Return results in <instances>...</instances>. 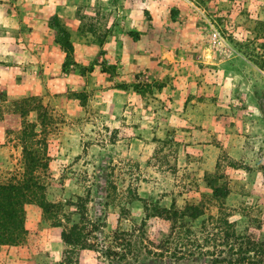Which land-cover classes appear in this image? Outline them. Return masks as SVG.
I'll list each match as a JSON object with an SVG mask.
<instances>
[{
  "label": "rangeland",
  "instance_id": "374dc122",
  "mask_svg": "<svg viewBox=\"0 0 264 264\" xmlns=\"http://www.w3.org/2000/svg\"><path fill=\"white\" fill-rule=\"evenodd\" d=\"M25 145L46 164L0 264H60L80 196L75 264H211L221 239L183 258L175 238L222 216L264 240V0H0V182L29 177ZM173 202L204 214L155 211Z\"/></svg>",
  "mask_w": 264,
  "mask_h": 264
},
{
  "label": "trees",
  "instance_id": "16d2710c",
  "mask_svg": "<svg viewBox=\"0 0 264 264\" xmlns=\"http://www.w3.org/2000/svg\"><path fill=\"white\" fill-rule=\"evenodd\" d=\"M29 99H33L30 96ZM37 109L40 117L44 116L41 113L40 109L44 111L45 106L39 103ZM31 108L27 110L30 111ZM42 123L45 124L44 120ZM32 124V123H31ZM35 125V124H32ZM24 154L26 155V174L29 177L21 181H10V182H0V252L3 247L9 246H19L24 240V236L28 231L25 225V212L26 204L31 203L30 200V191L34 190L35 186H38L37 181H33L34 173L39 168L45 165L46 163L42 160L43 158L38 154V150L31 149L27 145L23 148ZM210 185H212L210 183ZM214 193L219 197L226 196L228 192H219V187H213ZM80 202V215L81 221L74 222L71 226H66L62 230V238L64 242L68 245L64 257L62 258L60 264H75L76 259L74 253L76 249H87L92 245V239H90L92 228H87L84 224V220L87 222V208L86 203L83 200L84 197H79ZM82 201V202H81ZM50 202H43V206L46 210L50 209ZM76 204L77 202H72ZM149 208V207H148ZM147 208V209H148ZM155 211L160 215L170 217L176 222H183L185 226L187 223L186 217L191 220L198 219L204 211L200 210L199 207L195 204H188L184 209H179L176 207L175 202L172 203L170 207H156ZM222 216L218 220H224L225 226L220 225V231H215V237H206L204 238L205 243L200 241L198 237H191L196 231L189 228L187 231V236H183L181 231H178L176 235L177 244L180 242L184 244V239L187 237V242L185 245H189L186 250H178L177 253H181L183 258L185 256H196L198 252L197 249L202 248L205 245H210L214 239H221L220 244H217V247L213 251H208L207 254L211 264H264V240H259L251 233H241L238 232L234 223ZM56 225H62L61 220L55 221ZM206 220L203 221L202 229H206ZM191 226V222L189 223ZM180 225L172 226L174 228H180ZM202 231V230H199ZM176 232V231H175ZM220 233L222 238H219L216 234ZM211 234V232L209 233ZM182 235V236H181ZM215 243V242H214ZM222 245V246H221ZM226 249V250H225ZM204 253V252H202ZM201 254V252H200Z\"/></svg>",
  "mask_w": 264,
  "mask_h": 264
},
{
  "label": "crops",
  "instance_id": "0c3cea01",
  "mask_svg": "<svg viewBox=\"0 0 264 264\" xmlns=\"http://www.w3.org/2000/svg\"><path fill=\"white\" fill-rule=\"evenodd\" d=\"M199 144V142H197ZM201 145V144H200ZM191 146H195L194 144H188L187 148L184 149L185 155L188 156L190 154V147ZM206 158H204L203 160L201 159L199 161L200 165H202V180L204 181V183L206 184V186H209L212 191L214 192V188L212 185H210L207 176L210 173V171H215L216 167H218V161L215 159L214 161L211 159H208V162L205 160ZM191 192H195L194 190H192ZM198 192V191H197ZM227 192H234L233 190H229Z\"/></svg>",
  "mask_w": 264,
  "mask_h": 264
}]
</instances>
